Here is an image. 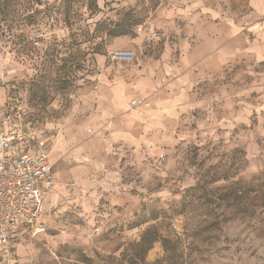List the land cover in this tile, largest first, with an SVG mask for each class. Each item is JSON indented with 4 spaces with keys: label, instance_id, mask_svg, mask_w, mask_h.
Segmentation results:
<instances>
[{
    "label": "rangeland",
    "instance_id": "1",
    "mask_svg": "<svg viewBox=\"0 0 264 264\" xmlns=\"http://www.w3.org/2000/svg\"><path fill=\"white\" fill-rule=\"evenodd\" d=\"M19 3L0 115L55 189L0 264H264V0Z\"/></svg>",
    "mask_w": 264,
    "mask_h": 264
},
{
    "label": "built area",
    "instance_id": "2",
    "mask_svg": "<svg viewBox=\"0 0 264 264\" xmlns=\"http://www.w3.org/2000/svg\"><path fill=\"white\" fill-rule=\"evenodd\" d=\"M113 59L129 62L132 53L118 50ZM34 133L30 123L22 124L20 111L0 115V250L3 251L20 235L43 231L40 216L54 181L50 145L37 139Z\"/></svg>",
    "mask_w": 264,
    "mask_h": 264
},
{
    "label": "trees",
    "instance_id": "3",
    "mask_svg": "<svg viewBox=\"0 0 264 264\" xmlns=\"http://www.w3.org/2000/svg\"><path fill=\"white\" fill-rule=\"evenodd\" d=\"M20 0H0V16H7L9 13H13L16 10L12 9L13 6H19ZM16 27H12L10 25H0V36H11L14 35L12 33L13 30H15ZM113 37L117 36H123L127 35L125 30H121L120 32H113L112 34Z\"/></svg>",
    "mask_w": 264,
    "mask_h": 264
},
{
    "label": "crops",
    "instance_id": "4",
    "mask_svg": "<svg viewBox=\"0 0 264 264\" xmlns=\"http://www.w3.org/2000/svg\"><path fill=\"white\" fill-rule=\"evenodd\" d=\"M51 166H52V173H53V181H54V177H55V173H54V165H53V163L51 164ZM55 189V182H54V186H53V189H52V191ZM45 202H46V200L44 201V204H45Z\"/></svg>",
    "mask_w": 264,
    "mask_h": 264
}]
</instances>
